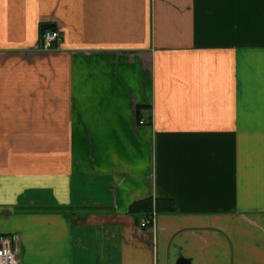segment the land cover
<instances>
[{
	"label": "crops",
	"instance_id": "0c3cea01",
	"mask_svg": "<svg viewBox=\"0 0 264 264\" xmlns=\"http://www.w3.org/2000/svg\"><path fill=\"white\" fill-rule=\"evenodd\" d=\"M0 234L20 264H264V0H0Z\"/></svg>",
	"mask_w": 264,
	"mask_h": 264
},
{
	"label": "built area",
	"instance_id": "2783aa9c",
	"mask_svg": "<svg viewBox=\"0 0 264 264\" xmlns=\"http://www.w3.org/2000/svg\"><path fill=\"white\" fill-rule=\"evenodd\" d=\"M41 47L45 51L58 47L60 34L56 30L46 29L40 36ZM140 124H143L140 122ZM154 214L141 220V228H152L154 226ZM18 237L16 235L0 234V264H20L18 251Z\"/></svg>",
	"mask_w": 264,
	"mask_h": 264
},
{
	"label": "water",
	"instance_id": "95a60500",
	"mask_svg": "<svg viewBox=\"0 0 264 264\" xmlns=\"http://www.w3.org/2000/svg\"><path fill=\"white\" fill-rule=\"evenodd\" d=\"M176 264H190V261L185 258H179L176 262Z\"/></svg>",
	"mask_w": 264,
	"mask_h": 264
},
{
	"label": "trees",
	"instance_id": "16d2710c",
	"mask_svg": "<svg viewBox=\"0 0 264 264\" xmlns=\"http://www.w3.org/2000/svg\"><path fill=\"white\" fill-rule=\"evenodd\" d=\"M46 29H50V27L49 26H44V27H42L41 29H40V35L43 33V31L44 30H46Z\"/></svg>",
	"mask_w": 264,
	"mask_h": 264
}]
</instances>
